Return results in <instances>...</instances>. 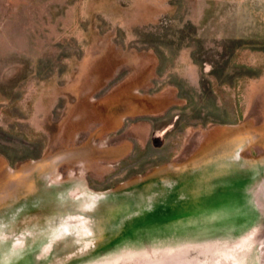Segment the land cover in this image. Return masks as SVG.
Returning a JSON list of instances; mask_svg holds the SVG:
<instances>
[{
  "label": "rangeland",
  "instance_id": "obj_1",
  "mask_svg": "<svg viewBox=\"0 0 264 264\" xmlns=\"http://www.w3.org/2000/svg\"><path fill=\"white\" fill-rule=\"evenodd\" d=\"M263 164L264 0H0V264H125Z\"/></svg>",
  "mask_w": 264,
  "mask_h": 264
},
{
  "label": "crops",
  "instance_id": "obj_2",
  "mask_svg": "<svg viewBox=\"0 0 264 264\" xmlns=\"http://www.w3.org/2000/svg\"><path fill=\"white\" fill-rule=\"evenodd\" d=\"M225 176L217 179L211 176V184L194 200V216L198 215L194 217V225L190 224L194 229V243L239 242L252 231L264 228V213L257 198L264 183V164L244 168L232 179L229 174ZM262 193L264 196V190ZM249 244L251 264H259L253 241Z\"/></svg>",
  "mask_w": 264,
  "mask_h": 264
},
{
  "label": "water",
  "instance_id": "obj_3",
  "mask_svg": "<svg viewBox=\"0 0 264 264\" xmlns=\"http://www.w3.org/2000/svg\"><path fill=\"white\" fill-rule=\"evenodd\" d=\"M264 228L254 230L239 242L209 241L194 243V229L181 237H147L129 235L103 253V257L114 256L126 251L125 264H251L253 241L260 255L261 237Z\"/></svg>",
  "mask_w": 264,
  "mask_h": 264
},
{
  "label": "bare ground",
  "instance_id": "obj_4",
  "mask_svg": "<svg viewBox=\"0 0 264 264\" xmlns=\"http://www.w3.org/2000/svg\"><path fill=\"white\" fill-rule=\"evenodd\" d=\"M48 181V180H47ZM262 187L260 188V192L258 193V195H257V198H258V205L259 206H264V199H263V193H262ZM88 196V195H87ZM87 196H85V197H87ZM95 196H98V195H95ZM98 201H99V199H97ZM96 200V201H97ZM97 201V202H98ZM103 201V199H100V203L99 204H101V202ZM262 242V241H261ZM260 249H261V251H260V255H259V264H264V243L263 244H261L260 243Z\"/></svg>",
  "mask_w": 264,
  "mask_h": 264
}]
</instances>
